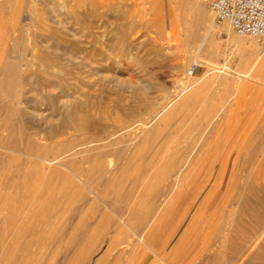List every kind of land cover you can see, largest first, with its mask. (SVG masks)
<instances>
[{
  "label": "bare ground",
  "instance_id": "6f19581e",
  "mask_svg": "<svg viewBox=\"0 0 264 264\" xmlns=\"http://www.w3.org/2000/svg\"><path fill=\"white\" fill-rule=\"evenodd\" d=\"M127 1L120 0V7H123ZM88 4L93 6L95 2L94 0H0V29H3L0 38H5L3 41L0 40V43L6 44L12 33L18 31L7 28V23L12 22L11 24H15V28H18L19 21H24L23 18L28 20L30 26L26 24L25 29L29 32L33 29V36L36 39L33 45L36 61L34 63L38 64V69L32 73V77L35 76L37 82L43 84L42 89L59 88L63 93L62 98L60 97L61 111L53 119L51 115V118L48 116L53 123H50L51 126L46 132L35 130L37 127L29 129V132L17 130L14 125H10L8 117H3L2 128L6 134L0 135V150H6L10 154L0 151V264H91L90 260L93 259L91 256L99 243L96 230L102 222L106 223L108 228L116 227L120 230L118 235H114L115 231L107 233L109 236L112 233L114 235L109 240L110 247L107 252L103 251L104 255L101 253L103 255L100 256L101 258L93 259L94 262L91 261L93 264H149L152 258H154L152 263H156V258L164 264H173L171 261L174 262L188 243L195 226L204 222V214L191 221L189 227L177 238L171 252L165 255L166 257H162V251L149 240L156 225L169 212L183 188H187L186 194L199 176L198 172L188 183V176L201 156L209 149L210 144L199 141L195 151L187 153L178 150L175 154L163 156L156 161L154 159L148 161L145 155L147 153L145 150L149 149L147 146L154 143V138L161 135L162 130L170 128L171 121L182 113V110L188 111L187 108L190 109L195 104L196 98L208 89L211 79L202 82L193 78L195 75L193 67L203 66V62L197 60L188 68L186 85L181 87L174 100L167 102L161 108L152 107L150 102H136L137 104L130 107H122L120 103L117 113L125 116L127 120H124L125 122H122L121 118H118L117 122L110 120L107 107L104 105L105 101H102L103 97L101 98L94 91L111 88L114 83L118 81L121 83L122 79L116 78V80L103 75L105 66L97 57L102 54H99L96 46V37L91 35L86 37L84 19ZM166 4L176 9L173 17L168 14L167 28H170L171 22L175 21L177 31H183L185 35L192 37L193 43L198 42L201 37H208L211 29L225 31L239 46L249 50L254 65L258 66L260 72H264V43L256 38L254 40L248 36H236L232 32V25L227 21L217 25L213 12L210 7L208 8L207 0H166ZM91 14L96 13L91 12ZM257 41L261 43L263 50L260 51ZM154 54L158 57L156 59L161 61L160 53L154 51ZM190 58H194V55ZM15 64L6 57L0 69V97L7 100L12 98V101L22 96L19 92L23 86L20 84L22 80H17L23 76L18 75L17 79L14 77L17 74H15L17 69ZM179 68L182 67H177ZM84 71L91 72L93 78L96 75L95 80L91 78L89 80L90 76H87L88 80L80 79L77 75ZM221 78L225 81L223 75ZM85 87L88 90H85ZM74 88H77L76 93L73 92ZM141 95L137 94V99L142 98ZM217 95L220 97V94ZM230 96L232 98V95ZM218 97L217 99H220L223 96ZM33 101L32 98L25 101L27 106L24 109L19 107L23 99L14 101L17 106H14L15 109L10 107L12 103H5L4 111L5 113L10 110L16 111L19 119L24 114L34 116L38 110ZM146 113L148 119L139 122H135L137 119H134V122H128L129 117L135 118ZM41 119L43 121V117ZM37 122L41 123V120ZM259 129L262 130H259V134L249 133L233 139L235 143L241 140V137L243 141L245 140L242 149L254 146L253 150L251 147V151L245 152L242 160L239 159L242 150L236 158L237 162L242 161L241 163L246 164L257 162L256 171L248 172L245 178L243 174L235 172L231 175L232 181H228L223 187L228 174L231 151L221 153L220 150L214 149L208 154L207 161L217 160L210 166L199 186L197 196L201 197V204L196 209H207L218 191L224 189L225 204L223 205L228 208L227 215L221 216L222 218L210 216L209 224L202 235L201 249L209 251L216 247L218 252L213 256L210 254L216 263L221 264L225 257L231 264H264V127ZM70 132L80 135L72 136L69 141L65 138L67 143L64 146L60 139ZM41 136L44 142L40 141ZM228 138L229 135L225 142ZM255 138H259L258 141L251 142ZM118 146L123 148L118 150L116 149ZM22 157L25 159L23 160ZM8 165L9 168L6 169ZM4 171L6 175L3 174ZM219 178L224 181H218ZM107 197L111 198L106 201ZM97 201L106 204L105 207L117 217V222L105 216H102L101 221L98 222L99 215L96 216V220L91 219L88 212L91 211L94 216L98 213ZM124 225L128 230L123 229ZM119 246L122 248L118 249L116 256L114 254L115 262L109 261L110 251ZM206 260L205 258L204 261ZM208 262L204 263L208 264Z\"/></svg>",
  "mask_w": 264,
  "mask_h": 264
},
{
  "label": "rangeland",
  "instance_id": "374dc122",
  "mask_svg": "<svg viewBox=\"0 0 264 264\" xmlns=\"http://www.w3.org/2000/svg\"><path fill=\"white\" fill-rule=\"evenodd\" d=\"M119 1L120 0H94L95 4L93 6L89 4L86 6V16L84 19V25L86 27L85 29H87L86 37L88 35L96 37V46L99 50V54H102L100 56L98 55L97 57L98 59H101V63H104L103 65L105 66L106 71L103 68V75H108V77H112L114 79L120 78L119 80L122 79V81L125 83L121 84L123 82L121 81V83H119L118 81L119 84L117 82V84L114 83L112 85L113 87H108L110 89L101 88L94 91V93L97 92L96 94H98L101 98H104H102V101H105L104 105L107 107V112L110 120L114 122H117L118 118H121L122 122H125L124 120H127L125 116L123 117V115L121 116V114L117 113V111L119 112V106L121 105H123L122 107H130L140 102H150L152 107L161 108L167 102L174 100L180 92L181 87L186 85L185 78H187L186 72L188 68L197 60L203 62L204 65L199 66V68L195 72V75H193V78H197L196 80H202V82L206 81L207 79H211V82H209L210 87L208 86V89L203 91L196 98L195 104L190 109L187 108L188 111L186 112L182 110V113H179L173 119V121H171L169 125L170 128L165 129L164 131L162 130V133H160L161 135L155 137L153 140L154 143L149 144V146H147L149 149L145 150V152H147L145 155L147 156L148 161H150L151 159H154L156 161L163 156L175 154L178 150H183L187 153L193 150L195 151V149H197V144L199 143V141H205L210 144L209 149H207L201 156L195 168L188 176V183L191 182V180L197 175L198 172L199 176L194 180V182L190 186V190L186 194L185 191L187 190V188H183L182 193L177 199H175L169 212H167V214L156 225L153 233L149 237V240L153 242L156 239L158 241L157 246L162 248V257H166L165 255H168L171 252L173 246L177 241V238L182 235V233H184L183 231H185L187 227H189L190 222L199 217V215L204 214L203 221L205 223L202 222L196 225L194 228V232L191 229V232H193V234L190 240L181 250L178 258H176L174 262H171L173 264H195L199 261L196 264H199L200 262V264H205L208 261L210 262L211 260V263L208 262V264H220L219 262L216 263L215 261H213V257H211L216 252H218L216 251V247L213 248L215 250L211 249L209 251H204L201 248L203 243L202 235L206 230V226L209 224V217H224L227 215L226 211L228 210V208L223 205L225 204V201L223 200L224 189L222 188L221 190H219L207 209L203 208L202 210L200 208L196 209L197 206L201 204V197L199 198L197 196L199 192L198 189L202 184L206 173H208L210 166H212L213 162L217 160L210 159L209 161H207L209 152H212V150L214 149L220 150L221 153L223 151H231L228 161V174L226 176L225 184L223 185V187L227 184L228 181H232L231 175H233L235 172L243 174V177L245 178V174L247 176L250 172L253 173L256 171L257 162L246 164L244 161V163H241L242 161H236V158L241 150L242 154H240L239 159L241 158L242 160V158H244L245 156V152L253 150L254 146H251L252 148L247 147L242 149L243 142L245 140L243 141L241 137V140L235 143L233 139L235 140L236 136H244L245 134L249 133L259 134V128L262 126L264 127V72H260V69L257 68L258 66L254 65L253 58H251L249 55V50L239 46L236 41L231 39L225 31L211 29L212 32L211 30H209L208 37H201V40L199 39L198 42L193 43L194 39H192V37L185 35L183 31V33L178 32L179 30L177 31L178 27L175 21H172V26L170 25V28H167L166 26L168 21V14L170 13V16L173 17V13L176 9L173 6H168L166 4V0H128L123 7H120L121 4H119ZM90 11L92 13L95 12L96 14H91ZM23 19L24 21L21 20L17 24L18 28H15L16 25L11 24L12 22H9V24L7 23V28L18 29V31L12 33V37H10V40L7 41L6 44L5 42L0 43V69L1 63L3 62V60H5L6 57H8V60L18 65L17 67V65L15 64L17 68L15 74H17L14 77L16 78L19 76H23L19 77V79L16 78L17 80H22L20 81V84H22L23 86L21 91L19 92L22 96L18 97L16 100L23 99V103L19 105V107L21 109H24V107L26 108L27 106L24 103L25 101H28L31 98L33 101L38 97L37 100L35 99V101H33L35 107L38 110V113H35L34 116L31 115V117H36V119L31 118L30 114H24L22 118L19 119L16 111L13 112L10 110L6 111V113L4 111L5 103L8 102L12 103V105H10L12 109H15V107H17L15 104L16 102L14 103V101H16L15 98L12 101V98H10L11 100H7L0 97V135L6 134V132H4L2 128L3 117L5 116L10 119V125H14L17 130L29 132V129L37 127L35 130L40 129L39 131L46 132L51 126L50 123H53L51 119H53V117L58 115L61 111L60 104H62V99H60V97L62 98L63 96L61 90L59 88H51L49 89L50 91L42 89L43 84L37 82L34 75V77H32V73L36 71V69H38V64L34 63L35 56L33 52V45H35L36 39L33 36V29H31V33L29 31H26V24L28 25L29 23L28 20H25V18ZM214 21L217 25H222L225 23V21H217L215 20V18ZM179 28L181 29V27ZM231 29L236 36L247 37L238 34L233 28ZM2 30L3 29H0V32ZM248 37L256 40L251 36ZM4 39V37L0 38L1 41H3ZM14 44L15 47L16 45H18L16 47V50ZM193 44L196 45L194 46ZM259 44L261 45V43L258 42V46L261 51L263 50V46H260ZM5 47L7 50L5 49ZM154 51H158L160 53L161 61L159 59H156L158 57L154 54ZM190 54L194 55V58H190ZM209 59H211V61ZM33 63L37 65H34ZM215 64L216 66H214ZM106 67H108V69ZM177 67L182 68L177 69ZM212 68H214L215 70H213ZM20 71L22 73H20ZM18 72L20 74H18ZM84 72H81V74L77 76L82 80H86L89 76V80L90 78L91 80H95L96 75L93 78L91 72ZM86 72L87 74H90L87 75ZM220 72H222V74H220ZM84 75H86V77ZM221 75L224 76L225 81L221 78ZM26 76L31 77L27 78ZM16 84L19 85L17 81ZM119 85L122 86V89L121 87H119ZM75 86H77V84H75ZM85 90L88 89L86 88ZM73 92L76 93L77 88H74ZM137 94H142V98L137 99ZM217 94H220V97L223 96V99L218 97L219 95ZM230 95H232V98ZM217 97L221 100L217 99ZM213 99L216 102L217 100L220 101L216 104ZM214 102L215 105L213 104ZM56 103L57 105H55ZM50 104L53 105V109ZM57 107L58 111L56 112ZM222 109H224V111ZM39 112L41 113V115ZM222 113L223 115H221ZM50 115L52 116V118L50 117ZM38 116L40 118L37 119ZM48 116L51 119H49ZM42 117L43 121L41 119ZM136 117H129L130 119H128V122H134L136 119L137 121L135 122L146 120L148 119V114L146 113V115L142 114ZM37 120H41V123L37 122ZM216 126H218V129L216 128ZM77 135L79 136L80 133L70 132L65 135L64 138L61 137V143L65 146L67 140L69 141L72 136L74 137ZM228 135L230 136V138H228L225 142V139L228 137ZM40 138L41 142L45 141L44 139H42L43 136H41ZM237 138L239 137H236V139ZM258 139L259 138L252 139L253 141L251 142L258 141ZM128 143H131L130 140L128 141ZM123 146H118L116 147V149L118 148V150H121ZM129 146L132 147V145ZM0 151L10 154V152H7L6 150L3 151V149H1ZM22 158L23 160L25 159L24 157ZM8 168L9 165L6 169ZM248 169L249 171H247ZM5 173L6 172L4 171L3 174ZM220 180L224 181L222 178L218 179V181ZM110 198L111 197H107V199L105 200L107 201ZM101 203V201H97L98 213H96L95 216L91 211L88 212L91 219L96 220V216L99 215L97 219L98 222L101 221L100 218L102 216L110 218V220L112 219L111 221L117 222V217L115 216V214L112 211H109L108 207H105L106 204ZM222 207L225 208L222 210ZM106 229L109 230L107 231ZM123 229L128 230L125 225L123 226ZM119 230L120 229H116V227L108 228L107 224L103 222L100 224V226L96 230V235L99 238V243L95 253H93L91 256L94 260H98L99 258H101L110 247L109 240L112 237L113 233L110 236L107 233H109V231H115L116 233H114V235H118ZM106 235H108L107 238ZM207 240L208 238L205 240L204 244H206ZM120 247L122 248V246H119L116 249L110 251L108 257V260L110 259L109 261L115 262L114 254L116 256L118 249H121ZM210 254L212 255L210 256ZM144 255H146V253ZM206 256H208V258ZM205 258L207 259L206 261H204ZM93 259H89L91 264H93L91 261L94 262ZM153 260L154 258L150 259L149 264H164L156 258V263H152ZM229 263L230 261L225 257L221 261V264Z\"/></svg>",
  "mask_w": 264,
  "mask_h": 264
},
{
  "label": "built area",
  "instance_id": "2783aa9c",
  "mask_svg": "<svg viewBox=\"0 0 264 264\" xmlns=\"http://www.w3.org/2000/svg\"><path fill=\"white\" fill-rule=\"evenodd\" d=\"M217 21L229 22L240 35L264 43V0H207ZM199 66L193 67L195 73Z\"/></svg>",
  "mask_w": 264,
  "mask_h": 264
},
{
  "label": "crops",
  "instance_id": "0c3cea01",
  "mask_svg": "<svg viewBox=\"0 0 264 264\" xmlns=\"http://www.w3.org/2000/svg\"><path fill=\"white\" fill-rule=\"evenodd\" d=\"M157 242H158V241H157L156 239L153 241V243L155 244V247H157L158 249H160V250L162 251V248L159 247V246H157ZM179 255H180V254H179ZM179 255H178V256H179ZM177 258H178V257H177Z\"/></svg>",
  "mask_w": 264,
  "mask_h": 264
}]
</instances>
